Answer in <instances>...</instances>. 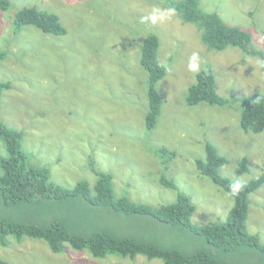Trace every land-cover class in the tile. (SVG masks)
I'll return each instance as SVG.
<instances>
[{"label": "rangeland", "instance_id": "1", "mask_svg": "<svg viewBox=\"0 0 264 264\" xmlns=\"http://www.w3.org/2000/svg\"><path fill=\"white\" fill-rule=\"evenodd\" d=\"M9 1V8L0 11V51L5 53L0 81H9L11 88L0 97V121L22 133L28 164L48 168L52 182L72 188L85 181L93 192L92 158L97 170L112 175L116 197L157 207L174 202L177 192H182L195 206L192 223L200 226L224 221L234 202L196 169L195 159L204 158L205 142L227 158L220 167L223 176L247 182L264 174V131L254 134L239 127L241 98L264 95L258 58L234 47L208 49L201 31L175 14L169 16L159 0ZM199 2L204 11L216 12L226 23L249 32L264 52V0ZM26 6L57 14L66 34H45L30 25L14 34L12 18ZM148 32L159 36L158 59L166 66L157 83L161 114L152 130L144 126L147 73L138 64ZM193 53L200 57L199 70L213 69L217 93L228 100L224 107L184 105L199 71L188 70ZM157 146L176 152L166 170L160 162L164 157L152 152ZM6 155L0 139V158ZM243 157L248 159L247 172L239 170ZM161 175L173 180L177 190L161 186ZM18 209L4 207L0 200V218H21ZM112 215L105 212L101 219L107 223ZM247 229L264 243V184L249 195ZM150 233L152 242L163 247L173 245L187 252L206 247L194 235L153 228ZM6 241V246L0 244V257L8 264H163L141 255L94 258L67 244L62 252L53 253L45 241L27 237L18 241L7 236ZM231 256L219 253L228 262L264 264L256 251Z\"/></svg>", "mask_w": 264, "mask_h": 264}, {"label": "trees", "instance_id": "2", "mask_svg": "<svg viewBox=\"0 0 264 264\" xmlns=\"http://www.w3.org/2000/svg\"><path fill=\"white\" fill-rule=\"evenodd\" d=\"M159 1L166 9L174 8L175 15L183 22L194 24L201 31V40L208 49L222 51L227 47L238 48L244 55L258 58L264 72V52L255 46L249 32L226 23L216 12L204 11L199 0ZM9 6V0H0V11H6ZM11 23L14 34L25 25L45 34H66V28L57 14L32 6L18 10ZM159 46V36L148 32L142 39L139 51L138 64L147 73L148 108L144 117L147 130L155 128L163 103L157 83L164 78L166 66L158 59ZM4 58L5 53L0 51V63ZM10 88L9 81H0V97L3 91ZM240 102V129L254 134L263 132L264 95L255 93L244 96ZM200 103L216 107H224L228 103L217 93L210 66L195 74V82L188 87L184 98L186 107ZM0 139L7 153L6 157L0 158V200L4 207L19 208L21 217L0 218L2 246L7 245V236L18 241L27 237L45 241L53 253L62 252L67 244L76 251L88 252L94 258L116 255L134 259L141 255L148 260L160 259L163 264H238L223 260L219 253L231 256L233 252L239 254L242 250L256 251L264 258V243L247 229L249 195L264 184V174L247 182H239L242 187L232 194L230 185L235 180L220 173V167L227 162V158L221 156L210 142L204 144V158L195 159L196 169L200 175L231 195L234 202L224 221L197 226L191 221L195 206L190 197L182 192H177L174 202L157 207L132 202L126 196L116 197L112 175L97 170L92 158L89 167L96 176L93 192L85 181L65 188L51 181L48 168L28 164L20 131L0 121ZM152 152L155 156L164 157L160 162L165 170L176 156L175 151L162 146H157ZM239 170L248 171L246 157L239 161ZM159 184L177 190L174 181L164 175L160 176ZM105 212L113 214L107 223L101 219ZM82 225H86V228L82 229ZM150 228L167 234L200 237L206 247L187 252L173 245L160 246L152 242L155 238ZM0 264L8 263L0 257Z\"/></svg>", "mask_w": 264, "mask_h": 264}, {"label": "clouds", "instance_id": "3", "mask_svg": "<svg viewBox=\"0 0 264 264\" xmlns=\"http://www.w3.org/2000/svg\"><path fill=\"white\" fill-rule=\"evenodd\" d=\"M167 14L169 16L175 14V9L174 8L168 9ZM151 19L153 22H155L157 17L154 15L151 17ZM199 68H200V57L197 53H193L188 62V70L192 72H196L199 70ZM241 187L242 186L238 180L235 181L233 184H231L230 188L232 189V194H235L236 192H238Z\"/></svg>", "mask_w": 264, "mask_h": 264}]
</instances>
